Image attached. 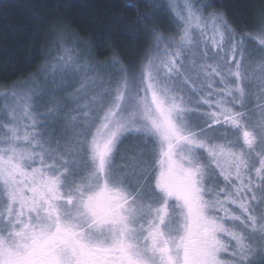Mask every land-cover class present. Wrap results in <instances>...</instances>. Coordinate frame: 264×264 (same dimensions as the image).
Segmentation results:
<instances>
[{
    "label": "snow or ice",
    "instance_id": "obj_1",
    "mask_svg": "<svg viewBox=\"0 0 264 264\" xmlns=\"http://www.w3.org/2000/svg\"><path fill=\"white\" fill-rule=\"evenodd\" d=\"M117 6L133 61L56 25L2 93L0 264H264V11Z\"/></svg>",
    "mask_w": 264,
    "mask_h": 264
},
{
    "label": "trees",
    "instance_id": "obj_2",
    "mask_svg": "<svg viewBox=\"0 0 264 264\" xmlns=\"http://www.w3.org/2000/svg\"><path fill=\"white\" fill-rule=\"evenodd\" d=\"M120 2L121 0H15V4L19 6L13 7L10 0H4L3 5H0V91L9 90L11 85L28 80L43 65V55L36 53H43L47 48L52 39L49 33L56 25L77 33L78 39L87 41L103 37L109 51L98 54V60H106L111 54L110 50L119 49L124 60L133 61L135 49L141 46V42H134L119 32L104 31L105 26L116 16L127 15L117 6ZM216 2L221 10L237 17V23H252L264 11V0ZM26 5L37 8L48 6L39 37L28 30L24 9ZM164 26H167L166 18ZM92 50H96L95 45Z\"/></svg>",
    "mask_w": 264,
    "mask_h": 264
},
{
    "label": "rangeland",
    "instance_id": "obj_3",
    "mask_svg": "<svg viewBox=\"0 0 264 264\" xmlns=\"http://www.w3.org/2000/svg\"><path fill=\"white\" fill-rule=\"evenodd\" d=\"M169 31H171V29H169ZM22 82H24V81H22ZM6 91H8V90L0 91V106H2V104L4 103V99H3L2 93L6 92ZM40 107L43 108V105H40Z\"/></svg>",
    "mask_w": 264,
    "mask_h": 264
}]
</instances>
